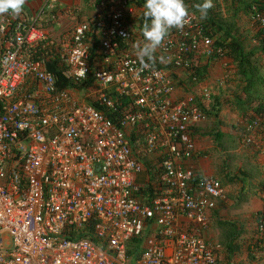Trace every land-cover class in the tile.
I'll return each instance as SVG.
<instances>
[{"label": "built area", "instance_id": "1", "mask_svg": "<svg viewBox=\"0 0 264 264\" xmlns=\"http://www.w3.org/2000/svg\"><path fill=\"white\" fill-rule=\"evenodd\" d=\"M43 1L33 17L0 14V264H223L206 233L226 192L210 176L195 187L190 163L213 89L202 88L201 102L193 93L177 97L184 77L141 65L126 47L129 0L102 2L59 38L46 30L58 0ZM246 1L264 32V0ZM185 6L187 23L158 47L161 61L185 72L191 88L202 59L221 63L225 81L226 48ZM50 62L71 83L92 81L78 92L82 100L58 87ZM105 111L120 113L117 123ZM262 127L264 117L255 118L242 144ZM151 178L153 194L139 197ZM257 230L250 254L264 264V220ZM140 238L142 251L130 255Z\"/></svg>", "mask_w": 264, "mask_h": 264}, {"label": "crops", "instance_id": "2", "mask_svg": "<svg viewBox=\"0 0 264 264\" xmlns=\"http://www.w3.org/2000/svg\"><path fill=\"white\" fill-rule=\"evenodd\" d=\"M43 2V0H32L27 3L32 8V13H35L43 6ZM100 9L101 6L99 3L97 4V0H58L56 10L52 11L53 14L51 13L52 16L50 14L47 16L50 23L47 24L46 30L51 36L59 38L63 34L69 33L77 23L95 16ZM142 12L143 10L132 9L126 17V22L133 34V39L126 47L135 56L138 51L137 45L142 46L146 43L137 29ZM157 51L158 48L155 53ZM201 63L210 66L208 78L191 88L186 79V73L180 71V76L185 78H181V81L185 82V89L182 87L183 85L178 87L176 96L182 97L193 93L198 96V101L201 102L199 96L202 88L211 87L213 89L211 99L203 106L200 104L207 113L212 108L214 96L227 94V99L231 101L237 92L239 81L234 70L229 71V76L227 75V79L223 81L222 78L226 71L221 63L212 64L205 59H202ZM240 119L238 112L232 111L231 108L224 105L219 116L222 124L218 119L209 116L205 122L196 127L195 131L197 154L190 163L202 176L221 180L226 192V201L218 203L211 217V228L206 233L207 239L215 244L219 243L218 236H220V229H224L223 223L225 222L227 226L234 223L240 230L244 229L248 234L250 232L254 234L253 217L264 207L262 200L264 193V131L256 137L257 144L255 146H244L241 141L239 142V135L235 130V125ZM145 176L146 174L139 176L138 181H144ZM229 180H234V182L228 183ZM193 184L195 187L197 186L196 182ZM243 204L244 206H242ZM221 258L222 256L220 260Z\"/></svg>", "mask_w": 264, "mask_h": 264}, {"label": "trees", "instance_id": "3", "mask_svg": "<svg viewBox=\"0 0 264 264\" xmlns=\"http://www.w3.org/2000/svg\"><path fill=\"white\" fill-rule=\"evenodd\" d=\"M27 1L31 2L32 0ZM239 1L245 8L246 13H248L249 15V2L246 0H244L246 3L241 0ZM102 2H104L105 5L108 6L112 3V0H97V4L99 3V5H101ZM184 2L189 7V9L196 15L197 21L205 27L206 32L210 35V37L214 39L215 44L217 46H222L226 48L228 58L230 59L231 64L234 65L233 69L239 81V85L237 86V92L235 95H233L231 101L227 99V94L222 96H214L212 108L207 111V113L205 111V113L207 117L211 116L212 118L219 120L220 112L224 105L228 106V108H231L232 111L238 112L241 119L235 125V130L239 135V142L241 141L242 143V140L246 134L247 127L253 122L255 118L264 117V32L258 31L254 39H250L251 41H253V45L249 46L247 43L249 42V39H241V37H239L235 33L237 29L235 21L232 19H225L223 14L219 10H217V8H215L218 6L216 3L212 2L213 6L211 9H209L207 17L205 19H201L200 13L196 6L203 3V0H184ZM129 6L133 10H143L140 16L141 20L137 25L138 33H140V36H143V13L145 11L144 0H129ZM126 17H128L127 14ZM96 49L97 46L94 45L92 47V56H94ZM145 62L151 63L158 68L168 69L170 70V74L173 78H175L176 80L180 79L179 73H177L175 69L171 71L170 66L165 65L161 61L158 53L153 54V58L151 61H148L146 58ZM209 67L210 66L205 63L201 64L195 70L198 75L199 82H202L208 78ZM48 69L55 75L59 88L69 89L75 92H82L85 88L92 85V81H86L81 84H74L65 80L62 75L61 67L57 62H50L48 64ZM233 74L234 73L232 72V75ZM179 85H185V82L180 80ZM93 105L98 109H101L100 107H98L97 104L93 103ZM105 114L114 123H117L118 118L120 117V113L105 111ZM219 123L222 124L223 122L219 120ZM196 130L197 128H195L194 131ZM263 131L264 127H262L258 131V133L254 135V139L250 144L244 146H255L257 144L256 137ZM151 168V166H147V170L149 172ZM201 177L202 175L196 171L194 182L198 184V180ZM151 180V183H149L147 186V190L139 191V197H143L146 194H153L152 188L154 187V183L152 178ZM231 182H234V180L228 181V183ZM222 186L224 187L223 184ZM253 219L255 221V229L253 230L254 234L250 241L246 243H254V241L257 240V227L259 223L264 220V207L253 217ZM223 224L224 226L229 228V232H227L225 237L227 252L234 254V250L236 249V247H233V245L236 240H238L239 236L245 234V231L244 229L240 230L237 226L234 225V223H231L228 226L226 225V222ZM143 241V238L132 241L129 247V254H139L142 251Z\"/></svg>", "mask_w": 264, "mask_h": 264}, {"label": "clouds", "instance_id": "4", "mask_svg": "<svg viewBox=\"0 0 264 264\" xmlns=\"http://www.w3.org/2000/svg\"><path fill=\"white\" fill-rule=\"evenodd\" d=\"M27 2L25 0H0V14L15 16L21 14L22 11L26 12V10L30 11L31 15L35 14L36 12L32 13V8ZM212 6V0H203V3L196 6L201 19L207 17ZM144 9L142 34L146 43L142 46L137 45V56L141 65L147 68L148 64L145 59L152 60L156 49L162 44L171 29L182 30L184 28L189 11L184 0H144Z\"/></svg>", "mask_w": 264, "mask_h": 264}, {"label": "rangeland", "instance_id": "5", "mask_svg": "<svg viewBox=\"0 0 264 264\" xmlns=\"http://www.w3.org/2000/svg\"><path fill=\"white\" fill-rule=\"evenodd\" d=\"M241 1L245 2L244 0H241ZM25 2H27V0H25ZM212 2L218 5L215 8H217V10H219L223 14L225 19L227 20L232 19L235 21L237 25V29L235 33L239 37H241V39H246V40L249 39V42H247L249 46L253 45V41L251 40L254 39L255 35L258 33L259 30L255 25L251 23L249 15L248 13H246V10L242 6L241 2L239 0H235V1L234 0H222V1L212 0ZM26 12L28 13V16H31L30 11L26 10ZM233 67L231 68V71ZM183 88L185 89V87ZM77 96L80 100H82V97L79 93H77ZM143 182L144 181H142V183ZM242 206H244V204ZM253 229L254 227L252 228V230ZM227 232H229L228 227L225 226L224 229L221 228L220 236H218L219 243H216L220 245L221 247V253L219 254V256L220 257L222 256L221 258L222 263L223 264H259L255 262L253 258L251 257L250 249L248 248L249 243H246V242H249L250 239L253 237V233L250 232L248 234L246 230L245 234L239 236L238 240H236V242L233 245V247H236V249L234 250V254H232V253L227 252V248L225 246L226 245L225 237H226Z\"/></svg>", "mask_w": 264, "mask_h": 264}]
</instances>
